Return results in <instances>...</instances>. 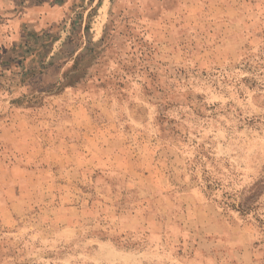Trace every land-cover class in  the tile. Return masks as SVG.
Segmentation results:
<instances>
[{
  "label": "rangeland",
  "instance_id": "374dc122",
  "mask_svg": "<svg viewBox=\"0 0 264 264\" xmlns=\"http://www.w3.org/2000/svg\"><path fill=\"white\" fill-rule=\"evenodd\" d=\"M25 2L0 264H264V0H0L2 33Z\"/></svg>",
  "mask_w": 264,
  "mask_h": 264
},
{
  "label": "crops",
  "instance_id": "0c3cea01",
  "mask_svg": "<svg viewBox=\"0 0 264 264\" xmlns=\"http://www.w3.org/2000/svg\"><path fill=\"white\" fill-rule=\"evenodd\" d=\"M47 7V3L25 2L17 13L6 18L9 27L2 33V25H0V50H7L18 44L26 46L30 38V26L35 25L38 33V30L40 32L48 24Z\"/></svg>",
  "mask_w": 264,
  "mask_h": 264
}]
</instances>
